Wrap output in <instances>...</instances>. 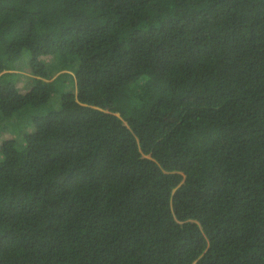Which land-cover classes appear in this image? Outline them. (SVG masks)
Wrapping results in <instances>:
<instances>
[{"label": "trees", "instance_id": "16d2710c", "mask_svg": "<svg viewBox=\"0 0 264 264\" xmlns=\"http://www.w3.org/2000/svg\"><path fill=\"white\" fill-rule=\"evenodd\" d=\"M0 133V264H264V0H0Z\"/></svg>", "mask_w": 264, "mask_h": 264}, {"label": "rangeland", "instance_id": "374dc122", "mask_svg": "<svg viewBox=\"0 0 264 264\" xmlns=\"http://www.w3.org/2000/svg\"><path fill=\"white\" fill-rule=\"evenodd\" d=\"M25 56H24V58L26 59V60H28L29 59V53H25L24 54ZM23 70V69H22ZM25 71V70H24ZM25 73H27L26 71H25ZM173 121V120H172ZM1 134V133H0ZM1 138V137H0ZM179 195L180 196H176V198H178L180 201L182 200V199H185V200H187L188 198H190V194L189 193H179ZM191 199V198H190ZM175 202V201H174Z\"/></svg>", "mask_w": 264, "mask_h": 264}]
</instances>
